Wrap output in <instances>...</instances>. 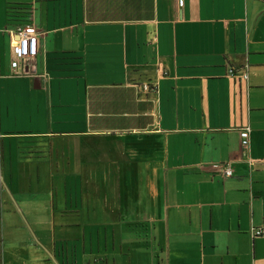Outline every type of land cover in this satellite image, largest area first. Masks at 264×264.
<instances>
[{"label": "crops", "instance_id": "0c3cea01", "mask_svg": "<svg viewBox=\"0 0 264 264\" xmlns=\"http://www.w3.org/2000/svg\"><path fill=\"white\" fill-rule=\"evenodd\" d=\"M261 227L264 0H0V264H264Z\"/></svg>", "mask_w": 264, "mask_h": 264}, {"label": "built area", "instance_id": "2783aa9c", "mask_svg": "<svg viewBox=\"0 0 264 264\" xmlns=\"http://www.w3.org/2000/svg\"><path fill=\"white\" fill-rule=\"evenodd\" d=\"M183 3L184 0H179L180 6H182ZM16 35L18 38H16L12 44V52L15 56L13 65L15 67H18L21 66L24 61H27L29 58L36 56V53L38 51L39 32L34 25L27 24L24 26H19L16 29ZM244 77L246 79L249 78L247 72L244 73ZM247 130L249 132L250 128H247ZM242 144L244 147H247L249 144V138H245L242 141ZM224 174L226 176L233 175V168L231 166V162L225 163ZM253 235L254 236L264 235V227L255 229L253 231Z\"/></svg>", "mask_w": 264, "mask_h": 264}, {"label": "trees", "instance_id": "16d2710c", "mask_svg": "<svg viewBox=\"0 0 264 264\" xmlns=\"http://www.w3.org/2000/svg\"><path fill=\"white\" fill-rule=\"evenodd\" d=\"M22 10L25 11L26 9L21 7H10V16L12 17V19L15 20L16 17H20V11Z\"/></svg>", "mask_w": 264, "mask_h": 264}, {"label": "rangeland", "instance_id": "374dc122", "mask_svg": "<svg viewBox=\"0 0 264 264\" xmlns=\"http://www.w3.org/2000/svg\"><path fill=\"white\" fill-rule=\"evenodd\" d=\"M142 3H143V5H142V6H143V9H144V10L146 9L147 12H149V9H150V8H149V6H150L149 2L146 3V2L143 1ZM148 14H149V13H148ZM148 14H147V15H148ZM147 15H146V16H147Z\"/></svg>", "mask_w": 264, "mask_h": 264}]
</instances>
